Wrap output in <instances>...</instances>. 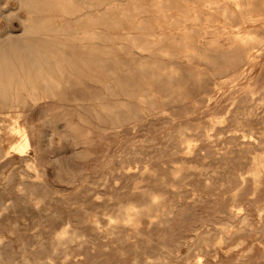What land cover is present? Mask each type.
Returning <instances> with one entry per match:
<instances>
[{"label":"rangeland","instance_id":"obj_1","mask_svg":"<svg viewBox=\"0 0 264 264\" xmlns=\"http://www.w3.org/2000/svg\"><path fill=\"white\" fill-rule=\"evenodd\" d=\"M24 1L0 0V44L66 62L51 87L31 68L15 110L0 100V264H264V51L224 85L218 54L187 61L116 27L117 0Z\"/></svg>","mask_w":264,"mask_h":264},{"label":"bare ground","instance_id":"obj_2","mask_svg":"<svg viewBox=\"0 0 264 264\" xmlns=\"http://www.w3.org/2000/svg\"><path fill=\"white\" fill-rule=\"evenodd\" d=\"M146 5L147 7H143L135 2L131 8L124 7L117 0L113 11L116 27L122 28L126 21L131 23L132 29L141 26L146 31L148 46L179 49L187 61L197 59L212 62L214 54H218L225 60L219 71L222 73L232 70L230 76L223 79V84L236 81L263 56L264 36L261 32L264 31V0H149ZM142 13L150 15L147 23L138 21ZM129 34L128 32L127 35ZM65 62L62 52L36 40L24 39L21 46L13 42L0 44V100L15 110L20 96L31 98L35 94L31 68H36L39 78L50 86L57 83L52 69L61 73ZM9 132L18 138L11 145V151L23 156L29 148L25 130L17 122H13ZM254 164L252 173L257 179L260 171H264V154L254 158ZM132 210V207L127 209L128 218L131 216L129 211ZM66 233L63 231L61 234Z\"/></svg>","mask_w":264,"mask_h":264}]
</instances>
